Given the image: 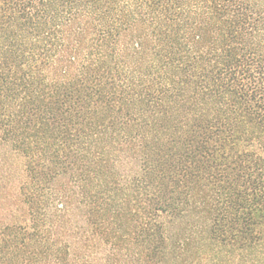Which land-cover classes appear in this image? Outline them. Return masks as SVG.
<instances>
[{
	"label": "trees",
	"instance_id": "1",
	"mask_svg": "<svg viewBox=\"0 0 264 264\" xmlns=\"http://www.w3.org/2000/svg\"><path fill=\"white\" fill-rule=\"evenodd\" d=\"M0 264H264V0H0Z\"/></svg>",
	"mask_w": 264,
	"mask_h": 264
}]
</instances>
